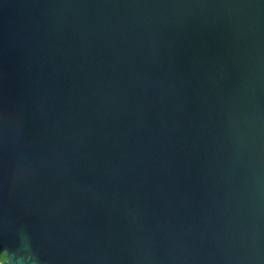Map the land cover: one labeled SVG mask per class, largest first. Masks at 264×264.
<instances>
[{
  "label": "water",
  "instance_id": "obj_1",
  "mask_svg": "<svg viewBox=\"0 0 264 264\" xmlns=\"http://www.w3.org/2000/svg\"><path fill=\"white\" fill-rule=\"evenodd\" d=\"M0 264H264V0H0Z\"/></svg>",
  "mask_w": 264,
  "mask_h": 264
},
{
  "label": "trees",
  "instance_id": "obj_2",
  "mask_svg": "<svg viewBox=\"0 0 264 264\" xmlns=\"http://www.w3.org/2000/svg\"><path fill=\"white\" fill-rule=\"evenodd\" d=\"M3 260V257H0V261H2Z\"/></svg>",
  "mask_w": 264,
  "mask_h": 264
},
{
  "label": "flooded vegetation",
  "instance_id": "obj_3",
  "mask_svg": "<svg viewBox=\"0 0 264 264\" xmlns=\"http://www.w3.org/2000/svg\"><path fill=\"white\" fill-rule=\"evenodd\" d=\"M1 257H3V256H1Z\"/></svg>",
  "mask_w": 264,
  "mask_h": 264
},
{
  "label": "rangeland",
  "instance_id": "obj_4",
  "mask_svg": "<svg viewBox=\"0 0 264 264\" xmlns=\"http://www.w3.org/2000/svg\"><path fill=\"white\" fill-rule=\"evenodd\" d=\"M1 257V256H0Z\"/></svg>",
  "mask_w": 264,
  "mask_h": 264
}]
</instances>
